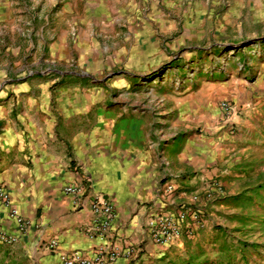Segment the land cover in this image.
Returning a JSON list of instances; mask_svg holds the SVG:
<instances>
[{"label": "crops", "instance_id": "0c3cea01", "mask_svg": "<svg viewBox=\"0 0 264 264\" xmlns=\"http://www.w3.org/2000/svg\"><path fill=\"white\" fill-rule=\"evenodd\" d=\"M45 2L35 0L37 5L28 6L23 1L17 7L0 0V57L46 50L52 58H66L79 35L85 36L83 42L142 44L155 33V13L161 23L172 19L188 30L204 20L206 11L264 10V0H62L58 8L54 0L49 6ZM175 10L180 14L174 15ZM77 18L85 20L84 30L74 24ZM22 36L28 40L24 49L16 42ZM247 53L242 68L219 85L223 97L238 108L230 125L218 126L216 103L187 100L190 105L177 115L178 126L186 128L191 114L205 120L216 109L213 125L204 133L163 142L169 125L150 120L149 130L162 141L152 144L153 165L138 158L141 122L120 119L106 127L104 117L98 116L91 124L84 99L54 100L43 89L37 97L34 89L28 91L31 81L7 86L0 96V187L28 226L19 232L0 206L1 227L17 238L11 246L18 251L17 258L0 264H62L57 254L45 249L49 240L57 241L58 252L90 255L100 243L86 235L93 194L108 195L114 206L111 243L119 249L138 248L134 258L120 257L113 264H153L172 246L154 245L145 225L159 205L154 200L158 182L172 175L180 176L178 189L174 205L164 208L177 213L192 193H199L195 207L203 216L200 228L185 221L181 243L175 246L181 248L190 239L207 244L209 264H264V46ZM111 154L114 157H108ZM123 159L129 163L127 172ZM210 179L219 188L211 186L207 196L205 183ZM115 180L118 190L113 188ZM77 181L85 182L88 191L81 209L74 210L73 198L61 189Z\"/></svg>", "mask_w": 264, "mask_h": 264}, {"label": "rangeland", "instance_id": "374dc122", "mask_svg": "<svg viewBox=\"0 0 264 264\" xmlns=\"http://www.w3.org/2000/svg\"><path fill=\"white\" fill-rule=\"evenodd\" d=\"M23 1L28 6L37 5L35 0H9L17 7ZM45 1L48 6L51 4L50 0ZM61 2L54 0L55 8ZM172 13L180 14L176 10ZM154 18L155 33L151 41L142 44L83 42L85 36L79 35L74 37L73 51L66 58H52L46 50L42 54L33 51L28 56L21 53L20 58L0 57V96L7 86L31 81L28 91L34 89L37 97L43 89L54 100L72 97L87 101L91 124L96 123L98 116L104 117L106 127L115 126L120 119L141 122L137 134L138 158L153 165L152 144L158 146L162 141L201 134L213 125L216 109L205 120L191 114L186 128L177 125V115L190 105L185 103L187 100L203 99L213 106L227 100L219 85L228 81L237 68H242L249 50L264 46V10L206 11L204 20L188 30L172 19L161 23L163 20L156 13ZM34 20L37 22V18ZM84 21L77 18L73 22L84 30ZM27 41L24 36L16 40L23 49ZM21 65L23 68L15 72ZM155 118L158 126L169 125L165 136L160 138L162 141L156 140L149 130V121ZM121 162L127 172L128 161ZM116 165H112L115 176ZM125 179L128 180L126 176ZM117 183L115 180L113 184L116 190L120 187ZM17 257L16 248L0 244L1 261ZM209 259V246L190 239L181 248L172 246L169 254L153 264H209Z\"/></svg>", "mask_w": 264, "mask_h": 264}, {"label": "built area", "instance_id": "2783aa9c", "mask_svg": "<svg viewBox=\"0 0 264 264\" xmlns=\"http://www.w3.org/2000/svg\"><path fill=\"white\" fill-rule=\"evenodd\" d=\"M238 115V108L229 100H222L218 105L217 124L219 127L230 125L231 119ZM179 176L170 178L159 183L154 192V200L159 204L154 216L148 218L145 231L148 239L157 246H175L181 243L183 237V225L187 219H190L194 226L200 228L203 225V216L196 204L199 199V193H192L189 196L188 204L178 206V212L172 213L164 208L173 206V196L178 189ZM219 188L218 182L210 179L205 183L204 191L207 196L210 194V187ZM88 189L83 181L73 182L64 186L61 192L73 198L72 208L81 209L82 199L86 196ZM0 206L8 210V216L15 221L19 232H24L28 226L19 212L12 206L11 199L4 187H0ZM90 210L92 213L91 223L86 228L88 238L97 240L100 243L94 247L90 255L73 251L70 253L58 252V243L56 240H49L44 245L46 250L57 254L62 264H113L118 258H134L137 256L138 248L128 247L119 249L114 243H111L110 233L115 221V210L111 200L103 195L93 194L90 197ZM17 238L7 233L1 227L0 217V243L13 245Z\"/></svg>", "mask_w": 264, "mask_h": 264}]
</instances>
